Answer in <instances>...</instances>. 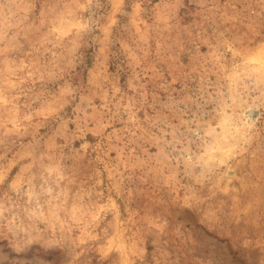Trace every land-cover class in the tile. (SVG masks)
<instances>
[{
	"label": "rangeland",
	"instance_id": "obj_1",
	"mask_svg": "<svg viewBox=\"0 0 264 264\" xmlns=\"http://www.w3.org/2000/svg\"><path fill=\"white\" fill-rule=\"evenodd\" d=\"M0 264H264V0H0Z\"/></svg>",
	"mask_w": 264,
	"mask_h": 264
}]
</instances>
